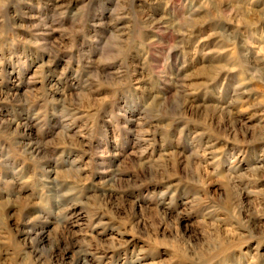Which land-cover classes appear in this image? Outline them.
<instances>
[{"label": "rangeland", "instance_id": "rangeland-1", "mask_svg": "<svg viewBox=\"0 0 264 264\" xmlns=\"http://www.w3.org/2000/svg\"><path fill=\"white\" fill-rule=\"evenodd\" d=\"M0 264H264V0H0Z\"/></svg>", "mask_w": 264, "mask_h": 264}]
</instances>
